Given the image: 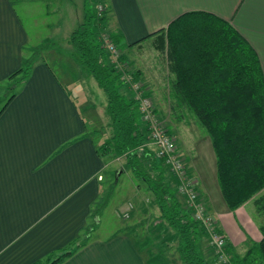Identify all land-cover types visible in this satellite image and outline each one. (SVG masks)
Instances as JSON below:
<instances>
[{"label": "crops", "instance_id": "1", "mask_svg": "<svg viewBox=\"0 0 264 264\" xmlns=\"http://www.w3.org/2000/svg\"><path fill=\"white\" fill-rule=\"evenodd\" d=\"M37 1L41 0H0V86L7 84L8 77L21 69L33 49L47 42L52 44L50 51L48 48L35 60L29 78L0 115V264L43 263L75 247L73 254L60 264H149L147 250L139 249L149 236L138 240L133 237V233L137 235L134 229L140 226L141 234L154 235L150 239L152 245L156 240L160 244L163 240L158 235V212L152 207L151 199L146 200L149 208L143 206L142 183L133 189L136 203L132 215L137 227L126 226L104 240L90 237L83 242L78 240L91 222L95 224L103 176L108 174L110 178L115 172L109 171L108 158H101L97 153L98 147L110 137V128L100 142L93 139L104 128L99 123L109 125L106 99L96 82L80 70L83 102L88 104L94 126L90 132L70 92L46 61L48 57L62 66L66 60L74 61L67 43L71 33L61 44L67 50L65 53H56L54 45L58 41L33 46L17 11ZM105 4L108 32L119 33L128 45L167 28L183 14L213 15L234 28L248 43L257 55L264 77V0H105ZM74 6L78 10L80 5ZM140 47L128 51H141ZM152 52L160 60L157 72L165 71V75L161 80L144 83L145 95L151 99L158 117L174 118L176 127L180 126L187 111H172L170 105L178 101L171 94L166 61L156 48ZM61 54H67L68 58L58 60L65 58ZM146 70L149 75L153 72ZM186 132L189 131H169L198 193L205 198L208 210L226 238L229 254L243 256L247 246L262 239L259 220L253 216V213L257 215L254 202L233 212L227 208L217 183L216 160L209 137L206 133L199 136L190 147L186 145ZM125 170L115 178L112 176V180L116 183L118 175ZM203 249L207 258L215 262L206 241Z\"/></svg>", "mask_w": 264, "mask_h": 264}, {"label": "trees", "instance_id": "2", "mask_svg": "<svg viewBox=\"0 0 264 264\" xmlns=\"http://www.w3.org/2000/svg\"><path fill=\"white\" fill-rule=\"evenodd\" d=\"M83 2V17L67 43L80 70L106 97L111 135L98 147V155L124 159L123 168L152 195L160 225L158 235L165 245L175 244L181 264H217L216 256L212 262L205 255L203 242L208 235L178 195L176 178L146 147L149 132L139 113V102L121 80L129 73L133 82L139 83V73L127 70L124 51L153 39L154 48L167 64L171 94L178 101L170 105L171 109L193 114L209 137L219 190L231 212L264 189V77L256 53L230 25L213 15L195 12L183 14L167 28L128 45L119 33L108 32L105 0ZM100 4L105 11L99 16ZM104 35L118 52L115 61L105 46ZM51 46L47 42L33 49L21 69L8 77L7 93L0 97V115L29 78L35 60ZM112 176L115 178L116 172ZM254 205L257 215L263 217L258 226L262 239L239 256L229 254L225 238L229 264H264V198L255 200ZM142 244L139 249L145 248L149 264H155L158 256L152 254L147 240ZM76 249L43 263L60 264Z\"/></svg>", "mask_w": 264, "mask_h": 264}, {"label": "rangeland", "instance_id": "3", "mask_svg": "<svg viewBox=\"0 0 264 264\" xmlns=\"http://www.w3.org/2000/svg\"><path fill=\"white\" fill-rule=\"evenodd\" d=\"M75 4L76 5L79 4L81 6L82 0H41V1H37L35 4H33L32 6L26 9L23 7L17 8V11L21 16L23 23L27 28V31L31 35V45L38 46L44 43L45 41H49V40L58 41L59 43L54 45L56 53L58 54H60V52L65 53L67 50L63 47V45L61 46L64 37L72 33L76 29V27L78 26V24L80 23L83 17V5L81 7L79 6L80 9L78 8V10H76V7L74 6ZM77 11L79 12L80 21L77 15ZM47 12L51 14L49 15V17L45 15V13ZM47 24H49L50 27H47L46 26ZM152 45H153L152 41L142 42L140 47L142 52L140 50L137 51L136 49L132 50L131 52H129L128 49L124 51L125 58L128 63L127 70L131 72L138 71L140 76L139 83L142 84L144 87L143 88L144 96H146L145 95L146 86L144 83H148L149 81H154V80H161V78H163L165 75V71L163 73L157 72L158 65L160 66V60L157 59L158 55L156 56L155 54H153L152 51L154 50V48L152 47ZM51 49L52 48H49L48 51H50ZM61 55L63 57H65V55L67 56V54H61ZM66 58L68 57L63 58L64 60L58 58V60L65 61ZM46 61L51 66V69L53 70L56 77L60 80L63 86L70 92L71 98L77 104L81 112V115L83 116V119L87 123L88 129L91 132L94 129V126H93V121L89 114L88 104L83 102V93L80 89L82 81H81V74L79 67L76 65L74 61L71 62L69 60H66L64 62L66 64L65 66L60 65L58 61H55L54 59H49L48 57H46ZM146 68L153 70V72L152 73L150 72L151 74L149 75ZM161 74H163L162 77ZM5 85L6 84L0 86V97L7 93L6 87L4 88ZM184 115H185V119H184L185 121H183L181 124L179 123L180 126L177 127L176 124L178 123H176L174 118L162 119L159 117V119L163 123V125L169 129V131H189L188 133L186 132L185 134L186 135L185 140H186V145L191 147V145H193L194 142L198 140L199 136L205 135V131L203 128H201V126L199 125L193 114L187 111ZM96 123L99 122L96 121ZM101 124L104 128L100 135L94 136L93 139L96 142L98 141L100 142L102 139L106 138L107 136V133L105 132L106 131L108 132L107 128L109 126H107V124L104 123H99V126H101ZM173 135L176 138V135L175 134ZM181 156L183 157V155ZM107 162L109 164L108 166L110 167L109 171H111L112 169L111 172L115 171L116 175L119 174V172L122 169H124L123 168L125 162L124 159H115V160L108 159ZM105 175L106 176L105 177L103 176L101 181L102 183L101 200H100V207L97 208L98 215L95 217L96 219L95 224L91 222L90 225L87 226L86 230L83 231L82 235L78 239L79 242H83L87 240L89 237L90 239L104 240L112 236H115L119 230H122L126 226H131L132 224L135 226L136 224H138V223H133L136 222V219L134 218V214L132 215V212L134 211V204L136 203L134 201L135 198L133 197L134 195L133 189L136 186L142 185L141 182L136 181V178L127 169L125 170V173L118 175L117 178L118 181L115 184H112L114 180H112L111 175L110 178H107L109 176L108 174ZM140 187H143L141 190L142 192L140 193V195H142L143 206L149 208L150 204H147L146 200L150 201L151 199V205L152 207L155 208V204L152 200V195L146 192L147 190H144L145 186H140ZM263 190H261L258 194H256L252 199L247 201L245 204L250 202L252 203L261 197L264 198ZM198 196L205 203V198H203L200 192L198 193ZM129 206H131L132 208L128 212V218H124L123 214L127 211ZM205 208L210 213V211L207 209L206 206ZM253 216L255 220H259L258 221L259 224L262 223L263 217L261 215L258 214L257 216L256 214L253 213ZM137 226L138 225H136V227ZM145 226L148 228L149 223ZM139 227L134 229L137 235L133 233V237L138 238V240L141 239L143 241L146 235L149 236V240H147V245L149 249L152 250V254L158 256L159 259V260L157 259L158 261H156L155 264H180L178 256L173 250L175 246L174 243L165 245V243L160 244L159 241L156 240L155 242H153L154 244L152 245L150 239H152L151 236L154 235L150 234V232L148 233L143 232L141 234L140 233L141 229L139 230ZM141 227H144V225ZM206 242L208 244V239H206ZM208 247L212 251L213 256H215L213 249L209 245ZM159 248L161 250H159ZM63 252L64 253L67 252V249L63 250ZM169 259L171 263L169 262ZM217 264L220 263L218 262Z\"/></svg>", "mask_w": 264, "mask_h": 264}, {"label": "built area", "instance_id": "4", "mask_svg": "<svg viewBox=\"0 0 264 264\" xmlns=\"http://www.w3.org/2000/svg\"><path fill=\"white\" fill-rule=\"evenodd\" d=\"M105 8L98 5L97 12L99 16L103 14ZM105 46L108 51L113 54V60L118 58L116 48L110 43L108 36L104 35ZM132 89L135 99L139 102V113L142 120L146 124L149 132V141L146 144L156 159L162 160L169 169L170 173L178 182V195L184 198L187 208H189L194 219L202 225L208 235V245L213 249L217 261L220 264H229L228 257L225 253L226 241L225 237L219 232L215 219L206 210L205 203L199 198L195 187V181L188 173V168L180 152L177 150L173 137L170 135L167 127L160 121L152 101L144 96V91L139 83L132 80L131 75L124 74L122 79ZM131 206L123 214L124 218H128V212Z\"/></svg>", "mask_w": 264, "mask_h": 264}]
</instances>
